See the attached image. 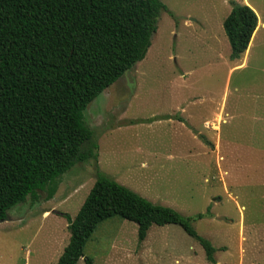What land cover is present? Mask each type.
<instances>
[{
	"label": "rangeland",
	"instance_id": "1",
	"mask_svg": "<svg viewBox=\"0 0 264 264\" xmlns=\"http://www.w3.org/2000/svg\"><path fill=\"white\" fill-rule=\"evenodd\" d=\"M161 1L175 16L161 13L146 57L84 111L97 159L64 173L50 199L8 211L0 264H57L70 239L63 213L75 217L98 171L154 204L205 214L191 224L216 263L178 224H154L140 242L138 224L114 216L85 245L94 264H264V28L230 71L240 63L223 27L230 0ZM248 1L264 21V0Z\"/></svg>",
	"mask_w": 264,
	"mask_h": 264
},
{
	"label": "trees",
	"instance_id": "2",
	"mask_svg": "<svg viewBox=\"0 0 264 264\" xmlns=\"http://www.w3.org/2000/svg\"><path fill=\"white\" fill-rule=\"evenodd\" d=\"M223 21L233 59L246 53L258 26L255 10L237 0ZM161 0H0V221L30 195L53 197L77 162L97 159L84 111L104 90L143 60L158 29ZM210 211V208L209 210ZM57 264H77L99 223L119 216L138 224L144 241L152 225L178 224L216 263L215 248L184 216L154 204L97 172L75 217Z\"/></svg>",
	"mask_w": 264,
	"mask_h": 264
},
{
	"label": "crops",
	"instance_id": "3",
	"mask_svg": "<svg viewBox=\"0 0 264 264\" xmlns=\"http://www.w3.org/2000/svg\"><path fill=\"white\" fill-rule=\"evenodd\" d=\"M242 3H244V4H247V5H249V6H251L254 10H255V12L257 13V15H258V18H259V21H258V26H257V28H256V30H255V32H254V34H253V37H252V39H251V42H250V45H249V47H248V49H247V54H248V51L251 49L250 48V46L252 47V45H253V43H254V41H255V38L257 37V35H258V33L264 28V21L262 20V18H261V15H260V13H259V11H258V9H257V7L255 6V5H253L252 3H250L248 0H244ZM224 21V20H223ZM185 23H187V21H185ZM189 24H190V22H189ZM215 36H216V34H215ZM247 54L245 53L244 54V56L242 57V58H240V59H235V60H238V61H240V63H236L233 67H231L230 68V71H232L234 68H236V67H239V66H242L244 63H247L248 62V57H247ZM242 59V60H241ZM238 61H236V62H238ZM223 114V113H222ZM217 118H218V114H217ZM222 121H224V119H223V115H222V119L220 120V121H218L219 123H221ZM206 122V121H205ZM208 122V121H207ZM173 123H176V120H173ZM207 124V123H206ZM200 132V131H199ZM66 247V246H65ZM64 247V248H65ZM64 250V249H63ZM63 252V251H62ZM62 254V253H61ZM60 257V256H59ZM59 259V258H58ZM57 262H58V260H57Z\"/></svg>",
	"mask_w": 264,
	"mask_h": 264
}]
</instances>
